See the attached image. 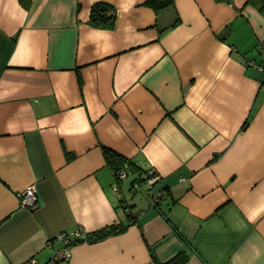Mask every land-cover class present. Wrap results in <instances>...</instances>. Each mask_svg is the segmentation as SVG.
<instances>
[{
    "label": "crops",
    "instance_id": "crops-1",
    "mask_svg": "<svg viewBox=\"0 0 264 264\" xmlns=\"http://www.w3.org/2000/svg\"><path fill=\"white\" fill-rule=\"evenodd\" d=\"M25 1L0 0V264H56L59 234L126 225L124 206L136 222L71 245L67 264H264L259 7ZM96 2L114 27L89 22ZM104 147L132 163L117 192ZM151 168L159 184L129 198Z\"/></svg>",
    "mask_w": 264,
    "mask_h": 264
},
{
    "label": "trees",
    "instance_id": "trees-1",
    "mask_svg": "<svg viewBox=\"0 0 264 264\" xmlns=\"http://www.w3.org/2000/svg\"><path fill=\"white\" fill-rule=\"evenodd\" d=\"M216 1L227 2V3L231 2V0H216ZM247 2H252L256 4L259 7L260 11L264 13V0H248ZM172 3H173V0H147L146 1V4L151 6L155 10H161L163 8L169 7ZM23 4L28 5V2L23 0ZM116 17H117V10L114 6L106 2H96L92 5L89 22L97 27L112 28L115 25ZM103 152H104L107 165H109L111 169L113 170L115 180L119 184V181L121 180L119 178V173L122 171L123 168L125 169V171L127 170V172L129 168L132 169V163L130 162V160H128L127 158L118 154L117 152H115L114 150L110 148L104 147ZM146 179L147 178L145 177L144 178L145 182H146ZM138 181L141 182V179ZM124 212L126 213V216L130 220L128 224L126 225L113 224L110 226L103 227L91 233H85V239L89 242H94V241L103 239L104 237L110 234H115V233L124 231L130 225V223L136 222L137 220L136 218L137 214L132 213L130 206L129 207L124 206ZM80 241H82V239L74 238V239H71L69 244L73 245ZM186 259H187V256L185 254H179L175 256L174 258H172L171 260H169L168 262L163 263V264H183L186 261Z\"/></svg>",
    "mask_w": 264,
    "mask_h": 264
},
{
    "label": "built area",
    "instance_id": "built-area-1",
    "mask_svg": "<svg viewBox=\"0 0 264 264\" xmlns=\"http://www.w3.org/2000/svg\"><path fill=\"white\" fill-rule=\"evenodd\" d=\"M124 174H126L125 169H122V171L119 173V178L121 179ZM146 178H147L146 183L148 184L151 190L154 187H156L157 184H159L160 176L154 168L148 170ZM113 189L115 192L119 190V184L117 181H115V184L113 185ZM163 193H164V188L161 187L158 188L156 191L152 192V196L154 199H158L163 195ZM19 198L21 201V205L26 207L34 206L38 200L37 194L32 187H28L24 191L20 192ZM74 238H79L83 240L85 238V232H83V230H76L72 232H62L61 234H59L58 239L64 241L65 246L59 249L54 255L53 260L56 262V264L68 263L71 257V250H70L71 245L69 243L71 239ZM25 264H38V263L36 259L31 258Z\"/></svg>",
    "mask_w": 264,
    "mask_h": 264
},
{
    "label": "rangeland",
    "instance_id": "rangeland-1",
    "mask_svg": "<svg viewBox=\"0 0 264 264\" xmlns=\"http://www.w3.org/2000/svg\"><path fill=\"white\" fill-rule=\"evenodd\" d=\"M126 183L127 184L124 186V192H126L128 194V197L129 198H135L136 195H138V196L144 195L145 192H147L148 190H150L148 184L146 182H144V181H142L141 183H137L136 184V187H138V191H136V192L133 191L129 187L128 184L130 183V181L129 182L127 181Z\"/></svg>",
    "mask_w": 264,
    "mask_h": 264
}]
</instances>
